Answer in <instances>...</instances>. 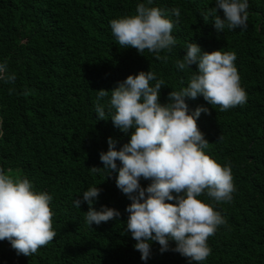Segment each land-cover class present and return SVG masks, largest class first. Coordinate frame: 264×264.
I'll use <instances>...</instances> for the list:
<instances>
[{"label":"trees","instance_id":"16d2710c","mask_svg":"<svg viewBox=\"0 0 264 264\" xmlns=\"http://www.w3.org/2000/svg\"><path fill=\"white\" fill-rule=\"evenodd\" d=\"M139 3L147 0H0V63L16 76L12 84L0 81V169L52 197L56 232L31 256L0 241V264H196L174 252L172 241L165 252L150 242V257L141 260L126 230L131 201L116 187L118 172L90 171L103 169L100 153L108 151L109 138L118 151L133 131L115 127L107 107L105 120L97 118V92H109L101 101L106 105L128 76L152 71L164 81L159 102L167 104L169 93L187 87L197 71L196 65L183 71L176 66L189 43L202 53L234 52L247 94L245 104L223 112L202 96L185 99L190 115L208 109L197 118L209 142L203 151L221 166L230 165L235 189L231 202L199 197L225 221L209 237L211 254L200 264H264V0H247L246 27L222 32L212 16L204 19L216 0H153L148 6L164 10L174 24L176 44L170 53H160L167 62L147 50L122 49L112 35L110 21L134 15ZM174 8L180 9L179 18ZM218 14L223 18L222 10ZM150 183L140 180L143 188ZM92 187L100 190L93 208L115 209L118 219L86 223L88 204L78 208L74 201Z\"/></svg>","mask_w":264,"mask_h":264},{"label":"clouds","instance_id":"9594fccd","mask_svg":"<svg viewBox=\"0 0 264 264\" xmlns=\"http://www.w3.org/2000/svg\"><path fill=\"white\" fill-rule=\"evenodd\" d=\"M152 3L147 0L146 4H137L134 15L113 19L110 28L120 48H134L140 54L147 50L156 60L167 62L168 56L160 53H170L176 44L174 24L164 10L148 6ZM247 8V0H216L204 19L212 16L217 32L225 27L244 28ZM221 10L223 18L218 14ZM171 12L179 18V8ZM235 60L234 52L202 53L197 44L189 43L186 55L177 60L176 66L183 71L196 65L197 71H193L187 87L172 90L169 102L163 105L159 101L164 81L152 71L128 76L110 92L106 105L101 101L109 92H97V118L105 120L107 107L115 127L125 134L133 131L129 142L118 151L116 141L109 138L108 151L100 153L103 169L93 167L90 171H106L108 176L118 172L116 187L131 201L125 209L129 214L126 230L137 242L135 250L143 261L149 259L153 241L161 246V252L168 251L169 242H174L176 247L172 250L196 264L211 254L207 241L225 221L199 197L206 194L216 202H231L233 177L230 165L221 166L203 151L209 142L199 130L197 118L202 112L208 113V109L200 107L190 115L185 99L202 96L222 112L245 104L247 94L240 86ZM15 80V74L8 73L7 63H0V81L12 84ZM13 91L9 89V94ZM2 123L0 137L4 135ZM141 178L151 181L147 188L141 187ZM99 194L100 190L92 187L83 192L82 200L74 201L78 208L82 203L88 204L85 221L89 226L121 215L107 207L96 211L93 203ZM51 200L49 194L33 191L27 178L13 177L0 169V241H9L17 254L24 256H31L52 242L56 232Z\"/></svg>","mask_w":264,"mask_h":264}]
</instances>
